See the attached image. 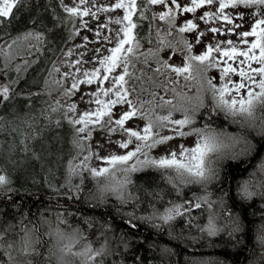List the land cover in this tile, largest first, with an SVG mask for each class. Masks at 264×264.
<instances>
[{
    "label": "snow or ice",
    "instance_id": "obj_1",
    "mask_svg": "<svg viewBox=\"0 0 264 264\" xmlns=\"http://www.w3.org/2000/svg\"><path fill=\"white\" fill-rule=\"evenodd\" d=\"M30 4L31 0H3L0 24H12L15 11ZM156 5L167 11L149 17L145 9ZM204 5L213 10H204ZM198 8L202 14L192 18L185 15L181 17L185 24L175 26L173 9L187 14L196 13ZM121 9L122 16L116 15ZM52 11L61 24L62 13L67 14L69 23H78L79 27H74L70 36L81 40L64 52L67 59L60 63L67 70L61 71L52 62V71L60 75L59 96L67 101L79 95V101L65 108L57 99L58 107H53L52 112L63 113L56 121L57 129L66 121L76 137L77 147L88 154L79 165L69 161L68 175L80 176L79 184L72 185L70 180L57 181L55 185L42 181L57 193V203L62 208L55 215L57 227L48 232L56 241L48 249L49 256L57 255L59 264H69L65 255L79 258V264H108V257L124 255L121 249L138 253L147 245V250L158 253L160 264H169L176 252L168 245L180 241L186 248L191 246V254L184 256L183 264H224L219 259L198 256L197 246L225 249L246 246L245 237L252 231L259 253L258 264H264V156H261L264 19L258 18V15L264 17V0H190V3L189 0H56ZM134 14L138 23L134 22ZM157 21H165L166 25L162 27ZM201 21L207 26L203 30ZM209 21H215L217 26H208ZM145 27L147 36L140 34ZM185 33L191 39L178 37ZM212 34H217L215 43L210 40ZM221 34L234 35L247 50H240L233 39H219ZM256 36L259 38L249 45L247 38ZM20 39L28 41V54L34 55L35 60L17 65V73L26 71L47 51L46 34L36 20L13 44ZM152 45L157 52L180 51L183 66H176L175 57L167 52L166 59L156 56ZM144 48L147 53L142 51ZM257 48L259 56L254 52ZM214 53L223 60L222 69ZM149 56H156V68L149 64ZM141 57L144 66L141 75L136 76L129 68L135 69ZM238 57L245 58L240 64H247L248 72L241 68L238 77L242 79L234 80L237 69L228 61ZM252 61L259 67H252ZM193 62H198L196 67L201 74L197 95L176 93L175 85L181 77L186 81L192 79L185 74ZM209 69L219 70V76L203 75ZM145 70L153 73V77H148L150 82L160 78L157 87L176 93L183 102L174 104L152 92H148L151 99H145L148 90L141 87ZM10 71L9 58V63L0 69V105L7 107L9 102L21 99V108L31 107L35 94L28 92L27 98H23V90L19 88L22 78L17 75L12 79ZM5 77H8L6 82ZM84 85L89 86L88 91H84ZM257 87L259 91H254ZM205 97H210L207 103ZM257 107L261 111L259 116ZM165 108L167 115L156 114L157 109ZM174 112L180 113L181 118H174ZM221 117L226 125L235 126V131L220 127L217 122ZM96 136L99 139L93 151L91 141ZM23 150L32 155L27 142ZM258 156L260 159L253 166L252 161ZM41 158L34 156L37 160ZM93 159L103 166L90 167L89 161ZM240 165L247 175L241 174L237 179L232 168ZM116 173L123 180L115 179ZM132 173L150 178L147 187L133 185ZM88 176L97 180L96 194L86 190ZM156 176L165 188H160ZM101 177L110 182L101 186ZM12 184L7 168L0 167V264H45L40 249L48 242L43 239L41 227L48 225L51 229L52 222L45 218V213L37 220L30 219V211L19 213L17 219L13 207L17 199L32 194L14 196L16 190ZM106 193L116 196L115 204L108 202ZM61 199L64 203L59 205ZM68 217L76 220V227L69 223ZM177 224L182 226L179 233ZM60 225H67V229ZM84 230L98 234V240L105 243L99 248L89 244L82 251H74L79 249ZM128 260L132 264H152V260L139 254L126 256L122 264ZM112 264L121 262L113 260Z\"/></svg>",
    "mask_w": 264,
    "mask_h": 264
},
{
    "label": "trees",
    "instance_id": "obj_2",
    "mask_svg": "<svg viewBox=\"0 0 264 264\" xmlns=\"http://www.w3.org/2000/svg\"><path fill=\"white\" fill-rule=\"evenodd\" d=\"M55 4L56 0H31L30 6L15 11V19L12 24H0V37H8L12 34H17L24 28L32 27L33 21L36 20L40 27L43 28L47 40L45 44V48L47 49L46 53L42 52L40 59L32 63L20 75L23 83L19 85V88L23 90V98H27L28 92L35 94L34 104L31 107L21 108V99H17L14 102H9L7 107L0 105V167L7 168L13 178L11 187L16 190L13 193L14 196H18L21 193L32 194L31 196L25 195L22 200L17 199L16 206H13L14 212L17 214V219H19V213H27L30 211V219L37 220L40 218L41 213H45V218L52 221V213L55 216L57 212L62 211V208L57 203V193L50 190L47 183L42 182L48 181L53 185L57 181L65 183L63 163L72 151L70 145V136L72 135L71 127L65 121L57 129L56 121L61 119V114L59 112H52V108L55 107L54 99L43 92V74L45 68L59 48L67 31L63 13L61 14V19L64 22L61 24L60 20L56 18V13L52 11ZM45 8L48 9L47 12ZM53 21H55V26ZM141 34L147 36V28L141 29ZM0 66H2L1 62ZM49 120H51V123H49ZM221 121H223V117H221ZM221 121L217 122L219 126ZM221 127H226V124L221 125ZM227 128L228 130L232 128L231 130L235 131L234 126L228 125ZM25 142L30 146L32 155L23 150ZM35 155H39L42 158L38 160L34 159ZM263 155L264 151L261 152V156ZM259 159L260 157L258 156L252 161L253 166ZM231 163L234 164L235 162ZM243 167V165H240L239 168H232L233 175L237 179L241 178V174L244 176L247 175L243 171ZM248 170L251 171V168ZM137 177H140V179H137ZM148 179L150 178H145L142 173L132 174V182L136 186L147 187ZM155 179L160 184V188H165V185L160 183L159 176H156ZM90 183L88 181L86 182V190L93 193V188H88V184ZM153 187H155V184ZM192 187L193 190H196V186ZM198 194L200 193L198 192ZM107 198L110 204L116 203L113 197ZM165 199L171 198L165 197ZM63 203L64 201L62 199L59 200V205ZM68 220L72 226H77L76 220L72 217H68ZM54 222L56 223V220ZM181 227L180 224L176 225L177 233L180 232ZM142 231H145V234H147L146 230L142 229ZM83 238H87L90 241V245L95 248H99L101 244L105 243L103 240H98V234L93 235L89 230H84ZM43 239L44 241L47 240L44 237ZM164 239L166 240L167 238L165 237ZM48 240L50 241V238ZM245 242L246 246L242 245L237 248L229 246L227 249L223 246L210 248L198 245L199 252L197 255L204 258L219 259L224 261V264H258L259 253L252 231L248 232L245 237ZM217 243H220V241H217ZM168 246L176 252V255L171 257L169 264H183L184 256L191 254V246L189 245L186 248L185 243L180 241H173ZM48 247L51 248L49 242L47 245L42 244L41 246L40 251L43 252V262L45 264H57L55 256H48ZM121 251L124 255L108 257V264H112L113 260L121 262L122 264L126 256L132 254L146 256L152 260V264H160L158 253L147 250V245L140 249L138 253H132L131 250L124 249H121ZM127 264H132L131 260H128Z\"/></svg>",
    "mask_w": 264,
    "mask_h": 264
},
{
    "label": "rangeland",
    "instance_id": "obj_3",
    "mask_svg": "<svg viewBox=\"0 0 264 264\" xmlns=\"http://www.w3.org/2000/svg\"><path fill=\"white\" fill-rule=\"evenodd\" d=\"M125 2H127V0H125ZM2 3H3V0H0V5H2ZM189 3H190V0H189ZM159 9H160L159 6H156L155 10L158 11ZM203 9L204 10H208V11L213 10L208 5H204L203 6ZM253 11H256V9H253ZM198 13L199 14H202V10L199 9V8L197 9L196 13H187L185 15L187 16V18H192L195 15H197ZM122 14H123V10L122 9L119 10V12L116 13V15H120V16H122ZM63 15L65 17L66 26H67L66 35H65L63 41L61 42L59 48L55 52L53 58L49 61V64L45 68V72L43 74V92L47 96H50L51 98L54 99L53 102H54L55 107H58L56 105V100L58 98V99H60L61 104H63L64 107L66 108L68 104L74 103V102H78L79 101V95H77L74 98H69L67 101H65L63 98H61L59 96V93L61 91V85L58 84L57 81L60 80V75L58 73H56L55 71H52V67H53L52 62H56V65L61 68V71L67 70L66 66L63 65L62 63H60L61 60L67 59V57H64V52H66L69 48H71L73 46V44H79L81 42V40H80L79 37H71L70 36V33L73 30V28L74 27H79L78 23H75V24L74 23H69V20L67 18V14L66 13H63ZM258 18L264 19V17H259V15H258ZM180 21L182 22V24L185 23V20L181 19V17L178 19V21H176V23H179ZM200 23H201V30H203L204 27H207V26H205L203 24L202 21ZM214 24H216L215 21H209V25L208 26L215 27ZM31 28L32 27L24 28V29L20 30L17 34H12V35H10L8 37L7 36H3V38L0 39V49H2V51H0V62L2 64V66H0V69H2L6 63H9V58H10L11 71H10L9 75L11 76L12 79H15V77L17 75L20 76L21 73L23 72V71H21L20 73H17L15 71L17 65H22L23 62L26 61V60L27 61L35 60L34 59L35 58L34 55L33 56H30L28 54V48H29L28 41H25L23 39H20L15 44H13V40L16 39V37H18V36L19 37H22L23 34L26 33L27 31H29ZM259 31H260L259 28H257V33L258 34H259ZM84 34H87V33H82V35H84ZM179 36H185L186 38L191 39L190 34L187 36V33H185V34H178V37ZM216 38H217V34H212V36L210 37L211 42L212 43H215L216 42ZM258 38H259L258 36L251 37V38H247V39H249V45L252 42V40H256ZM219 39H233V40L236 41V43H237V45H238V47H239L240 50H247V46L240 45L239 44V41H238V38H236L234 35H231L230 34V35L225 36V35L221 34L219 36ZM208 42L209 41H205V43H208ZM9 45H11V48H9ZM81 51H83V49H81ZM156 52H157V50L155 51V53ZM165 52H167L169 55L175 57L174 63H175L176 66H183V63H182L183 62V60H182L183 54L180 51H172L170 49H166V51L164 50V51L158 52V54L165 55ZM254 52H255V54L257 56H259V49L258 48L255 49ZM213 55L219 61L220 67L222 69L224 67L223 60H220L219 59V54L218 53H214ZM142 59H143V57L141 58V60ZM238 59L244 60V58H241V57L239 58L238 57L236 60H234L235 61L234 63L231 62V61H228V63L232 64V66L237 69V73L236 74H233V79L234 80L242 79V78L238 77V73H239V71H240L241 68H243V70L245 72H248V65L247 64H240V63H238V61H237ZM196 64H197V62H196ZM196 64H193L192 66L194 68V71L197 74L198 69L196 67ZM251 64H252V67H259V64L256 61H255V63H251ZM129 71L130 72L135 71V75L136 76H139V74H140V62H137L136 63L135 69H133L132 67H130L129 68ZM213 73H215L216 76H219V70H217V69H209L208 72L206 73V75H211ZM195 78H193V79H195ZM7 79H8V77H5V82L7 81ZM198 80L199 79L192 80V83L194 84V88H191L192 89V91H191L192 94L189 92V90H187V94L186 95L193 96V97L197 95V89H198L197 81ZM190 82H191V80H190ZM69 83H70V81H69ZM88 90H89V86L88 85H84V91H88ZM254 91H259L258 87L255 88ZM153 93H155V92L153 91ZM245 95H247L246 92H245ZM171 96L172 95L169 94V97H171ZM101 98L103 99V97H101ZM209 99H210V97H205V103H207ZM169 100H172L173 103L175 104L178 101H180V97H175L174 99H169ZM180 102H183V101H180ZM78 107H82V105H79L78 104ZM118 107L122 109L123 106H118ZM60 114H61V116L63 115V113H60ZM156 114L157 115H167L168 114V109L165 108V109H159L158 111L156 110ZM256 114L258 116L261 115V111L258 109V107H257ZM173 116H174V118H181V114L178 113V112H174L173 113ZM223 124H225V123H223L221 121L220 122V127ZM227 126L228 125H226V127ZM231 129L232 128H229L228 131H233ZM116 138L119 139V137H116ZM97 139H99L98 136H96L91 141V146H92L93 151L95 150L94 145H95ZM70 140H71L70 145L72 147V151L67 156V158L65 159V161L63 163L64 180H65L64 182L66 183L68 180H70L71 181V184L72 185H75V184H79L80 183V176H78V175H72L71 177H69V175H68V169L71 167V165L69 164V161H72V163L75 164V165H79L80 160L83 158V156L87 155L88 153H87L86 150L85 151H81L80 148L77 147V145H76V137H75L73 131H72V135H71ZM73 140H74V142H73ZM86 147H87V145H85V148ZM78 153H79V155H77ZM73 157H77V158L75 160H73ZM89 166L90 167H97V166H103V165H99V162H97L95 159H93V160L89 161ZM132 174H131V179H132ZM115 179H117V180H123V176L120 173H116ZM99 180L101 182V186L103 184H106V183H109L110 182L105 177H101V178H99ZM87 181L88 182H91L90 184H88L89 185L88 188H93V193L96 194L97 187H98L97 180L94 179V178H92L91 176H88V179L86 180V182ZM128 191H131V187H129ZM105 195L107 197H113V199L116 200V196L115 195H110V194H107V193ZM53 216H54V214L52 213V215H51V220H52L51 221L52 222L51 229L49 228L48 225H43L42 226V228H43L42 230L43 231L41 230V233L43 234V237L46 238L47 239L46 241L50 243L51 248L53 247V244L56 243L55 239L54 238H50L49 235H48V232L49 231H51V230H53V229H55L57 227L56 223L54 222L55 216L54 217ZM60 227L62 229H67V226H60ZM73 227H75V226H73ZM48 238H50V241L48 240ZM89 244H90V241L87 238H83L82 237V239L79 242V249H74V251H76V250H81L82 251L83 248L86 245H89ZM51 248L48 247L47 249H51ZM48 256H49V253H48ZM54 256L57 259L56 260V263L59 264L58 256L57 255H54ZM51 257H53V256H51ZM64 259H65V261L69 262V264H79V258H77V257L65 255Z\"/></svg>",
    "mask_w": 264,
    "mask_h": 264
},
{
    "label": "flooded vegetation",
    "instance_id": "obj_4",
    "mask_svg": "<svg viewBox=\"0 0 264 264\" xmlns=\"http://www.w3.org/2000/svg\"><path fill=\"white\" fill-rule=\"evenodd\" d=\"M156 6H159V5H156ZM156 6H151L150 8H146L145 9V12H146V14L150 17L151 15H153V14H158L159 12H161V11H167V9L166 8H162L161 6H159V10L157 11V10H155V8H156ZM173 12H174V20H173V23L175 24V26L177 27V28H179V27H181V26H183L185 23H183L182 24V22L180 21L179 23H176V21H178V19L180 18V17H182V16H184L185 14L184 13H182V12H180L179 10H177V9H173ZM199 14V13H198ZM134 22H139L138 21V18H137V16H136V14H134ZM162 27L163 26H165L166 25V22L165 21H157ZM180 25V26H179ZM146 28V27H145ZM137 34V30H133V35H136ZM140 34H141V30H140ZM142 35V34H141ZM161 35H163V32H161ZM187 36H188V34H187ZM153 39H155V35L153 34ZM150 47H152V51H153V53H155V51L157 50L156 48H155V46L154 45H152V46H150ZM143 50V49H142ZM145 53L147 52V48L145 49L144 48V50H143ZM165 51H166V49H165ZM156 56H158L159 58H163V59H166V57L167 56H165V55H157L156 54ZM156 56H149L148 57V62H149V64H151V66H152V68H156L157 67V64H156ZM142 58V57H141ZM240 58V57H239ZM182 60H183V57H182ZM142 61H143V59L141 60V62H140V69H141V67H143L144 65L142 64ZM241 60H239V62H240ZM232 62H234V61H232ZM141 75V71H140V74H139V76ZM144 80H143V82H142V84H141V87L142 88H144V89H147L148 91L147 92H145V95H144V98L145 99H150L151 97L148 95V92H152L153 93V91L155 92V93H158L159 91H161V92H163V93H169L170 91H168V92H165L162 88H158L157 87V85L158 84H160L161 83V79L160 78H155V82L154 83H152V82H150L149 80H148V77H153V73L152 72H148V71H146L145 70V72H144Z\"/></svg>",
    "mask_w": 264,
    "mask_h": 264
}]
</instances>
